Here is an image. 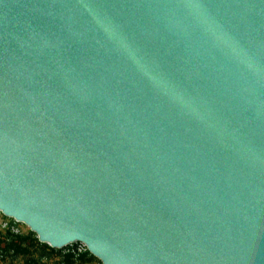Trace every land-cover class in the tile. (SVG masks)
Instances as JSON below:
<instances>
[{
	"label": "water",
	"instance_id": "water-1",
	"mask_svg": "<svg viewBox=\"0 0 264 264\" xmlns=\"http://www.w3.org/2000/svg\"><path fill=\"white\" fill-rule=\"evenodd\" d=\"M0 212L102 264H264V0H0Z\"/></svg>",
	"mask_w": 264,
	"mask_h": 264
},
{
	"label": "trees",
	"instance_id": "trees-1",
	"mask_svg": "<svg viewBox=\"0 0 264 264\" xmlns=\"http://www.w3.org/2000/svg\"><path fill=\"white\" fill-rule=\"evenodd\" d=\"M17 232L11 226L0 230V252L4 258H20L23 264H101L88 250L79 251L76 247L68 252L56 250L40 243L31 231Z\"/></svg>",
	"mask_w": 264,
	"mask_h": 264
},
{
	"label": "rangeland",
	"instance_id": "rangeland-1",
	"mask_svg": "<svg viewBox=\"0 0 264 264\" xmlns=\"http://www.w3.org/2000/svg\"><path fill=\"white\" fill-rule=\"evenodd\" d=\"M10 226L14 227V230L18 231L17 233H28L30 231V228L27 227L25 224L18 223L14 219L8 218L0 212V230L5 231L6 228ZM75 247L79 249V251H83L85 249L84 245L78 243V244L70 245L62 250H64V252H68L69 249H73ZM0 264H23V260L20 258L18 259L12 258L11 256H6L4 258L0 252Z\"/></svg>",
	"mask_w": 264,
	"mask_h": 264
},
{
	"label": "built area",
	"instance_id": "built-area-1",
	"mask_svg": "<svg viewBox=\"0 0 264 264\" xmlns=\"http://www.w3.org/2000/svg\"><path fill=\"white\" fill-rule=\"evenodd\" d=\"M85 250H87V248L85 247Z\"/></svg>",
	"mask_w": 264,
	"mask_h": 264
}]
</instances>
